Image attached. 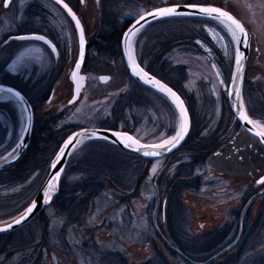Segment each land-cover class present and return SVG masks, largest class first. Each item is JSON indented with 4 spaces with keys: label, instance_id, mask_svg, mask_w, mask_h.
<instances>
[{
    "label": "flooded vegetation",
    "instance_id": "flooded-vegetation-1",
    "mask_svg": "<svg viewBox=\"0 0 264 264\" xmlns=\"http://www.w3.org/2000/svg\"><path fill=\"white\" fill-rule=\"evenodd\" d=\"M6 1H1V14L10 19L12 26L5 36L1 35L0 37V64L5 72L3 76L10 83L0 82V84L17 89L29 102L28 95H35V99L45 96L44 105L54 101L57 95L60 96L57 98L58 102H62L63 98L69 96L72 98L73 83L71 84V80L74 64H76L73 63V60L77 53L71 55L73 49L69 38L72 36L76 42L78 41L79 49V36L67 12L53 0H39L38 2L34 0L29 4V9L25 15L28 19V27L20 28L17 23H12L11 20L17 11L15 9L17 0H12L8 6L5 5ZM63 1L79 17L83 25L87 45L82 72L87 74H85L86 87L89 86L91 71L89 61L94 58L93 56H98L101 53L108 56L112 68H117L115 64L117 58L118 61H122L127 78L136 86L127 95H123L121 101L118 102L114 99L113 112L121 113L125 108L124 103H122L123 100L130 102L133 95L140 93V89H147L156 95L158 94L131 78L121 49L123 34L143 14L135 19L127 20L122 27L113 26L105 33L103 22L104 19H109L104 15L103 0ZM197 5L219 7L229 12L242 23L250 35V56L242 91L243 103L247 115L264 125V0H208ZM158 8L148 9L145 13ZM57 19L61 24L58 29L52 25ZM115 20L114 18V21L111 20V22H115ZM147 27L136 37L134 46ZM26 35H42L56 46V53H54L46 44L36 41L50 53L53 59L51 70L47 75L41 77L43 82L46 80L50 82L44 94L40 93V87H37L39 82L37 83L33 76L11 74L6 71L8 66L18 57L19 48L25 44L17 37ZM253 53H257L258 58L252 71L253 75L248 76V64ZM144 69L148 71L146 68ZM102 78L100 81L104 84ZM60 83L69 85L66 86L68 88L65 96L63 93L60 94ZM22 84H29L24 90L26 93L19 88ZM172 88L177 91L174 87ZM178 93L184 99L191 117V129L185 142L166 157L158 159L140 157V159H136L126 171L115 174L118 176V180L128 188L122 189L117 183H112L113 187L105 191L114 201V210L118 207H124L122 220L126 221L128 226L132 227L135 222L138 224L147 223L148 228L150 227L149 231L153 235L150 236L147 233L148 235L142 236L143 244L139 247H131L135 255L128 256L125 254L122 256L124 264H264V222L262 223L264 217V184L259 182L264 179V147L256 138L248 134L235 118L228 102V96L226 99L233 121L221 118L212 133L202 136L200 134L201 129L193 118L188 96ZM158 95L178 115L171 103L161 94ZM82 99L83 97L80 98V102ZM45 108L46 110L43 112L45 114L42 113V110L39 116H58L61 121H64L71 110L70 107L57 110L52 105H47ZM33 111L35 123L36 110L33 108ZM115 113H113V124L116 119L118 120ZM229 123H231L230 129L232 127V130L228 128ZM113 124L98 125L94 128L118 130L133 135L132 132L119 129ZM111 126H114L115 129ZM80 128L91 127H77L76 130ZM234 128L237 130L233 131ZM241 134H246L251 138V145L241 142ZM182 153L186 154L184 155L186 160L180 158ZM213 163L223 167H231L235 182L228 181V177L223 181L227 175L223 170H216V168L212 169L211 172L214 177H211L208 167ZM154 168L155 172H153ZM239 168L242 170L243 176L236 174ZM76 172L78 171L73 173ZM86 176L77 183L85 181ZM241 184L244 188H240ZM155 202H160V207L154 218H151V207ZM90 212L91 210L86 219ZM104 220L105 217L96 225V231L93 229L95 237L99 235ZM69 224L70 222L66 220L65 228ZM195 227L198 228L197 232H193ZM114 230H117L116 225ZM113 232L106 234L111 235ZM83 234L86 235L85 231ZM60 255L62 256V253L57 254L58 258L61 259Z\"/></svg>",
    "mask_w": 264,
    "mask_h": 264
},
{
    "label": "rangeland",
    "instance_id": "rangeland-1",
    "mask_svg": "<svg viewBox=\"0 0 264 264\" xmlns=\"http://www.w3.org/2000/svg\"><path fill=\"white\" fill-rule=\"evenodd\" d=\"M1 1L2 0H0V37L1 35L5 36L12 26L10 25V19L3 17V14H1ZM32 1L34 0L16 1L15 9L18 13L15 12L14 16L11 18L12 23H17L20 28L28 27V19L25 15ZM38 1L39 0H36V2ZM207 1L208 0H103L104 15L109 19H104V31L107 33V31H109L108 29L113 26L122 27L127 20L139 17L148 9L172 5H185L189 3L203 4ZM114 18L116 19L115 22H113ZM111 20L113 21L111 22ZM59 22V19L53 22V27L58 29L59 25H61ZM188 27L205 35L213 44V47L202 40L196 41L200 51H184L181 50V47L176 46L173 55L168 57V62L174 68V70L172 68L171 71L173 74L176 73L177 67H185V83L184 85H180V88L188 96L193 118L201 129L200 134L202 136H207L216 129L215 127L218 125L221 118H223V120L225 118L227 120H232L226 96H228V88L231 81V79L228 81L230 69L232 64L234 67L236 58V42L230 33L218 23L214 24L208 21H200L193 22L188 25ZM164 32L165 28L153 29L150 27L143 31L140 42L136 43V58L138 62H140V59L142 60L141 64L144 68L150 66V62L153 59L152 52H155V47L156 49L160 48L161 42L159 40H161V33ZM69 39L72 44L71 48L73 49V54L71 55L73 56L77 53L73 60V63H76L79 50L78 41L76 42V39L72 38V36ZM22 42H25V44L19 48L18 55L21 59L17 61V57L15 59V61H17L16 64L13 65V63H11L6 71L11 74L19 73V75L33 76L34 80L36 79V82H39L37 87H40V93L44 94L50 82L48 80L43 82L44 80H41V77L42 75H47L51 70L53 64L52 56L36 41ZM99 54L98 56L94 54V58L89 61V67L91 68L89 86L85 88L81 96V98L83 97L82 102L79 100L75 105L69 106L71 96L63 98L62 102H58L57 98H60V96L57 95L54 101L42 105L41 109L43 112L46 110L45 107L47 105H52V107L57 110L70 107L71 110L68 112L63 124L91 128L98 125L113 124V113L116 112L115 116H118V120L116 119L113 125L117 126L119 129L132 132L140 141L148 144H155L161 142L162 139L170 138L179 127L178 115L175 111L171 110L169 107L170 105H168L163 98L158 94L152 93L150 90L140 89V93L138 95H133L130 102L123 100L122 103H124L123 106H125V108L121 113L118 112L117 114V111L113 112L115 100H118V102L121 101V97L127 95L136 86L127 78L125 66L122 61H118V58L116 59L115 64L117 68L115 69L111 67L108 56L101 53ZM257 58V53H253L248 64V76L253 75L252 71L254 70ZM3 70L4 68L0 64V82L10 83L6 77L3 76L5 73ZM178 71H180V69L177 70V72ZM107 76L110 77V80L106 84L101 83V78ZM28 85L29 84H22L17 86L24 91L27 89L26 87ZM66 86L69 85L63 83L59 85L60 94L63 93L64 96L68 88ZM24 92L26 93V91ZM114 95L115 97L113 98ZM27 97L33 101H35L34 99L36 98L35 95H28ZM107 102H109V104H107ZM16 108L18 109L16 118L0 112V127L4 130L3 135L0 133V158L8 154L16 146L20 137L22 116L18 106H16ZM38 113L40 114V111ZM230 124L231 123H229L228 128L232 130V127L230 129ZM111 128L115 129L114 126H111ZM236 130L237 128H234L233 131ZM241 142L251 145L252 141L246 134H241ZM82 147L73 153L71 159L80 156ZM103 148L104 146L99 145L91 147V151L88 155L91 162L98 163L102 161ZM55 153L56 147L51 148L47 153L48 159H51ZM184 155L186 154L182 153L180 158L186 160V158L184 159ZM215 168L216 170H223L227 175L223 181L228 177V181H231V183L235 182L231 167H223L213 163L208 167L211 177H214L211 171ZM241 171L242 170L239 168L236 174L243 176ZM111 174L115 183H117L120 188H128V186H125L124 183L118 180V176L115 175L117 173L111 172ZM40 175L41 170H37L28 178L19 182L10 184H1L0 182V221L5 220V218H7L6 216L24 207V205L31 200L34 194V184L40 178ZM85 176L86 174L84 172L78 171L73 173L72 171L66 170L62 179L66 185L71 186L79 182ZM237 183L240 184L241 182ZM240 188H244V186L241 184ZM159 207L160 202L153 203L151 207V218H154ZM114 208V201L111 196L107 192L102 193L94 199L91 212L88 218L83 222V225L70 223L66 228V220L55 216L54 211L49 209L46 212V215L50 218L47 237L55 250H53L52 253H48L47 250H44L42 258H45V262H48V264H124L122 256L125 254L134 256L135 252L131 247L141 246L143 244L141 240L142 236L148 234H150V236L153 235H151L149 231L150 227L148 228L147 223L142 222L138 224L135 222L132 227L128 226L126 221L122 220L124 207H118L116 210H114ZM103 217H105V220L101 224L102 229L99 232L100 236L98 235L95 237L93 229H95V231L97 230L95 227L101 222ZM135 220L138 221L136 218ZM263 222L264 217L262 219V223ZM39 223L40 221H38V223L33 222L31 228L27 229L25 232L22 231L18 233L16 237L18 243L22 238L21 236H28L32 230L36 233L35 239H33L35 243L33 242L28 245L27 248L9 250L7 253L0 255V264L36 263L39 252L36 250L35 246L37 245L36 243L41 241L42 236L38 230L40 227ZM115 225L117 230H114ZM83 231H85L86 235L83 234ZM111 231H114L111 235L106 234ZM197 231L198 228L195 227L193 232ZM22 233L24 234L21 235ZM61 253L62 256L60 255V259L57 254Z\"/></svg>",
    "mask_w": 264,
    "mask_h": 264
},
{
    "label": "trees",
    "instance_id": "trees-1",
    "mask_svg": "<svg viewBox=\"0 0 264 264\" xmlns=\"http://www.w3.org/2000/svg\"><path fill=\"white\" fill-rule=\"evenodd\" d=\"M200 21H208L217 24L214 21L203 18L175 17L156 21L146 28H165V32L161 33V40H159L161 42L160 48L156 49L155 47V52H152L153 59L150 62V66H148L146 69L154 76L174 87L184 96L187 95L181 90L180 85H184L185 83V67H177L175 73L176 75L173 74L171 72L173 67L169 64L168 57L173 55L176 46L181 47V50L184 51H200L196 43L197 40H202L213 47V44L205 35L198 33L195 29L188 27V25L191 23ZM141 37L142 34L139 36L137 43L140 42ZM141 61L142 60L140 59V65H142ZM232 67L233 64L230 69L228 81L231 79ZM179 69L180 71L177 72ZM45 100V96L35 99V101L30 100L36 112L32 139L27 153L16 165L0 172L1 184H10L13 182L22 181L37 170H41L40 178L34 184V194L31 200L26 203L24 207L18 209L9 216H6L7 218H5V220L16 216L30 204L46 179L50 164L58 152L60 146L65 141V139L77 128L74 125L63 124L64 121H61L60 117L58 116H39L40 114L38 112L42 111L41 107L45 103ZM16 106V103L13 101L0 103V112L6 113L7 115L16 118L18 114V109ZM237 128H239L238 125ZM3 132L4 130H2L0 127L1 135H3ZM96 145L104 146L102 149V161L98 163L91 162L90 158H88L91 147ZM53 147H56V153L51 159H48L47 153ZM136 159H140V157L125 152L109 142L91 141L84 144L80 156L76 157L75 159L70 158L66 170L72 172H85L87 175L86 180L73 186H68L62 179L59 186V193L53 202L38 217L18 231L6 235H0V255L7 253L9 250L12 251L16 250L17 248H27L28 245L32 244L34 242L33 239H35L36 236L34 231L31 230L28 236H21L22 238L18 243L16 241L17 234L21 233L22 231L25 232L27 229L31 228L33 222L38 223V221H40V227L38 230L42 236L41 241L36 243L37 245L34 244L36 245V250L39 252L35 264H48V262H45V258H42L44 255V250H47L48 253H52L55 248L51 245L47 237V229L50 218L46 215V212L49 209H52L55 216L64 220H68L73 224L77 223L79 225H83V221L86 219L89 211L91 210L94 199L101 193L113 187L112 183L115 184L114 178L111 176V172L121 173L126 171L130 164L134 163ZM93 163H95L97 166ZM120 197L123 198L122 196ZM23 234L24 233L21 235Z\"/></svg>",
    "mask_w": 264,
    "mask_h": 264
},
{
    "label": "water",
    "instance_id": "water-1",
    "mask_svg": "<svg viewBox=\"0 0 264 264\" xmlns=\"http://www.w3.org/2000/svg\"><path fill=\"white\" fill-rule=\"evenodd\" d=\"M11 1L12 0H7L5 5L8 6ZM53 1H55L57 4H59L67 12L69 17L73 21V23H74V25L78 31V36H79V54H78L77 62L74 66L73 73H72L73 96L69 101V106H73L80 100V98H81V96L85 90L86 83H87L86 75L82 72L83 66L85 63L87 42H86L85 33H84V29H83L85 43H84L83 50H82L83 55H81L80 28L77 27L76 20H74L72 18V15L69 14L68 10L66 8H64L63 5L66 4L64 1L62 3H58L57 0H53ZM172 6H178L180 8H183L184 5H172ZM166 7H171V6H166ZM158 9H154V10H151V11L143 14L142 16L137 18L128 27V29L125 31V33L123 34V37H122L121 49H122V54L124 57L125 65L127 67L128 73L131 76V78L134 79L136 82H138V83L148 87L149 89L155 91L156 93L161 94L163 97H165L171 103V105L174 107V109L178 113V110L175 108V105L173 104L171 97H169L165 93L160 92L157 88L152 87L150 84H145L143 82V80L139 79V77H137L136 75L133 74L132 64L129 61L128 53L130 50L129 45H131V49L133 50L135 61L137 64H139V62L136 58L135 46H134L135 39L139 35V33L145 27H147L148 25H150L156 21L168 19V18H159V17L153 18L151 15H149V13L157 11ZM72 12H73V10H72ZM185 12H187L189 14L188 15H182L179 17H192V18L209 19V18L203 16L202 14L194 11L191 8L185 9ZM75 16L79 20L80 25L83 28L81 20L79 19V17L76 14H75ZM231 16H233V15H231ZM141 17H145V19H140ZM172 18H175V17H172ZM138 19L140 20L139 24H137ZM209 20H212V19H209ZM212 21H215V22L220 24V22L217 20H212ZM237 21H239V20H237ZM240 24H242V23L240 22ZM133 26H135V29L139 30L136 33V35H134V36L132 35V31L134 30ZM246 32H247V30H246ZM247 34H248V32H247ZM33 36H37V35H26V36H22V37H33ZM45 39L48 40L47 38H45ZM240 39L243 41V36H240ZM22 41H36V40H22ZM48 41H50V40H48ZM39 42H43V41H39ZM47 46L51 49V47L49 45H47ZM237 50L243 56V59L240 61L239 66L236 63L237 59H239V57L237 55ZM54 53H56V52H54ZM249 56H250V35L248 34V39H247L246 43L242 42L239 45H237V43H236V58H235V62H234L231 81H230L229 88H228V102H229L230 108H231L235 118L241 124L243 129L248 134H250L252 137L256 138L261 143V145L264 147V140H261V137L256 134L257 132L261 131V129L258 127H254L252 124L247 123L243 119H240L241 115H243V114L247 115V113L245 111L244 103H243L242 91H243V84H244V80H245ZM76 65H80L78 70L76 69ZM140 67H142V66L140 65ZM144 71L149 73L145 69H144ZM149 75L151 77H153L155 80H159L161 83L170 87L168 84H166L162 80L158 79L157 77H155L151 73H149ZM103 78H107V79H103ZM103 78H102V82H104V83H106L109 80V77H103ZM4 86H7V85H4ZM170 88L173 91H175L172 87H170ZM175 92L183 100L184 107L187 110L188 118H189L188 133L183 138V140H181L175 147L171 148L170 151L169 150L161 151L158 156H145V155H143V149L141 151H136L135 146L126 147L125 142H123L119 136L113 134V133H119V134L132 136L134 139L139 141V144L141 146L142 145H148V143H144V142L140 141L139 139H137L136 137H134L132 134H130L128 132H123V131H118V130H109V129H104V128H80V129L73 131L65 139V141L63 142V144L59 148L57 154L53 158V160L50 164V168H49V172L47 174V177L44 180L41 187L39 188V190L37 191L33 200L30 202V204L22 212H20L16 216L9 218V219H6V220H3V221H0V228L6 229V231H0V235H6V234H9V233H12V232H15V231H18V230L24 228L29 223H31L41 212H43L53 202V200L55 199V197L59 193L60 182H61V179L63 177L64 171L66 169V166H67L69 159L71 158V156L73 155V153L77 149H79L81 146H83L84 144H86L88 142H91V141L109 142V143L117 146L118 148H120L121 150H123L125 152L137 155V156L145 158V159L163 158V157L170 155L171 153L176 151L178 148H180L190 133L191 117H190L189 110L186 106L184 99L182 98V96L177 91H175ZM24 98L25 99H24L23 103L21 101L17 100L15 97H13L11 100V101L15 102L19 108L20 114L22 116V129H21L20 137H19V140H18V143L16 144V146L8 154H6L5 156L0 158V172L5 171V170L13 167L14 165H16L25 156V154L27 153L28 148L30 146V143H31L33 129H34V111H33V107L31 105V103L29 102V100L25 96H24ZM0 103H3V102H0ZM178 115H179V113H178ZM29 117H31L30 122H29ZM248 118L253 120L257 124L262 125L261 123L255 121L254 119L250 118L249 116H248ZM69 141H71V143H69ZM61 153H63L62 156H61ZM53 164L56 165L55 168L52 167ZM57 176L60 178L57 186L52 188L51 190H48L47 184ZM45 191H48V196L43 195V193ZM33 204L36 205L35 208L33 209V212L30 215H28L27 219H24L21 224H16L15 221L17 219H20L21 217H23L27 212V208L31 207ZM9 225H11V227H9Z\"/></svg>",
    "mask_w": 264,
    "mask_h": 264
},
{
    "label": "snow or ice",
    "instance_id": "snow-or-ice-1",
    "mask_svg": "<svg viewBox=\"0 0 264 264\" xmlns=\"http://www.w3.org/2000/svg\"><path fill=\"white\" fill-rule=\"evenodd\" d=\"M58 3H62L63 0H57ZM64 8H66L70 15H72V18L76 20L77 27L80 28V44H81V55H83V46H84V34H83V28L80 25L79 20L76 18L75 14L72 12V9L68 7L67 4L63 5ZM191 8L194 11L202 14L203 16L212 19L217 20L220 22V24L232 35L233 39L236 40L237 45L240 43H246L248 39V34L246 30L244 29L243 25L240 24L239 21H237L233 16L229 14V12L222 10L219 7L214 6H202L197 4H185L183 8H180L178 6H171V7H162L159 8L157 11L149 13L153 18L159 17V18H172V17H179L182 15H188L189 13L185 12V9ZM140 19H145V17H141ZM140 20H137V24H139ZM132 35H136V33L139 31L138 29H135V26H133ZM239 34V35H238ZM240 36H243V41L240 39ZM17 39L20 40H36V41H43L45 44L49 45L51 47L52 52H56V46L51 43V41H48L45 39L42 35H37L33 37H17ZM199 43V41H198ZM129 61L132 64V70L133 74L139 77V79L143 80L145 84H150L152 87L157 88L160 92L165 93L169 97L172 98V102L175 105V108L178 110L180 123H179V130L175 133V135L171 136L168 139H162L161 142L155 143V144H148V145H140L139 141L134 139L132 136L119 134V133H113L114 135H117L120 137V139L125 142L126 147H133L135 146L136 151H141L143 149V155L145 156H158L161 151L164 150H171V148L175 147L183 138L187 135L189 130V118L186 108L184 107V102L180 98L179 95L175 91H173L170 87L167 85L161 83L159 80H155L153 77L149 75V73L145 72L142 67H140L139 64L136 63L133 50L131 49V45H129ZM237 55L239 59H237L236 63L239 66L240 61L243 59V56L239 53L237 50ZM21 59L20 57L17 58V61ZM17 61H13V65L16 64ZM80 65H76V69L78 70ZM19 74V73H14ZM107 79V78H103ZM15 97L17 100L24 102V96L20 93V91L14 89L11 86H4L3 84H0V102H8L11 101L12 98ZM240 119L245 120L247 123L252 124L254 127H260L264 129V125H259L255 123L253 120L249 119L246 114H243L240 116ZM31 121V117H29V122ZM258 136L261 137V140H264V130L259 131L256 133ZM79 135V134H78ZM71 143V141H69ZM63 153H61V156ZM53 168L56 167L55 164L52 165ZM153 172H155V168L153 169ZM59 177H55L53 180H51L47 184L48 190H51L52 188L56 187L59 181ZM261 184H264V179H261L259 181ZM44 196H48V191H45L43 193ZM35 204H33L31 207L27 208L26 214L21 217L20 219H17L15 221L16 224H21L24 219H27V216L30 215L33 212V209L35 208ZM11 227V225H9ZM0 231H6L4 228H0Z\"/></svg>",
    "mask_w": 264,
    "mask_h": 264
},
{
    "label": "bare ground",
    "instance_id": "bare-ground-1",
    "mask_svg": "<svg viewBox=\"0 0 264 264\" xmlns=\"http://www.w3.org/2000/svg\"><path fill=\"white\" fill-rule=\"evenodd\" d=\"M234 40H235V39H234ZM235 41H236V40H235ZM258 128H260V127H258ZM260 129H261V131L264 130V129H262V128H260Z\"/></svg>",
    "mask_w": 264,
    "mask_h": 264
}]
</instances>
